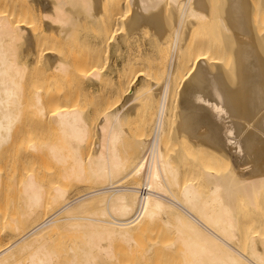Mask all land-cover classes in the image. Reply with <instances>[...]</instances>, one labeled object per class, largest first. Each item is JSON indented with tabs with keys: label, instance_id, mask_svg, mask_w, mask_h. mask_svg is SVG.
Returning <instances> with one entry per match:
<instances>
[{
	"label": "bare ground",
	"instance_id": "obj_1",
	"mask_svg": "<svg viewBox=\"0 0 264 264\" xmlns=\"http://www.w3.org/2000/svg\"><path fill=\"white\" fill-rule=\"evenodd\" d=\"M261 17L264 0H0V187L19 206L0 264H264ZM28 109L46 143L22 154ZM158 229L168 243L136 240Z\"/></svg>",
	"mask_w": 264,
	"mask_h": 264
},
{
	"label": "rangeland",
	"instance_id": "obj_2",
	"mask_svg": "<svg viewBox=\"0 0 264 264\" xmlns=\"http://www.w3.org/2000/svg\"><path fill=\"white\" fill-rule=\"evenodd\" d=\"M168 8V7H167ZM128 17H129V13H126L125 15H124V17H122L121 19H120V21H119V26H118V33H117V35H121L123 32H125V30H127V25H126V21H127V19H128ZM260 22H262L263 24H264V17H261V20H260ZM200 29V28H199ZM203 28H201V30H202ZM201 30H200V32H196V34H201ZM194 31H196V30H194ZM120 33V34H119ZM156 32H155V30L152 28V27H149V26H146V29H143V30H139L138 31V34H137V36L139 37V39H142L143 41H147L148 40V38L150 39V37L152 36V34H155ZM194 35H195V33H194ZM140 50H138V51H141V53H146V51H147V53H149L148 51L149 50H147V49H149L147 46H142L141 48H139ZM115 61V62H114ZM113 62L111 61V62H109V60H108V62H107V60L105 61H102L101 62V64H102V66H103V70H102V72L104 71L105 73L106 72H108V71H110L111 70V68H112V65H114V64H116V62H118V60H114ZM107 62V63H106ZM99 64H100V62H99ZM100 64V65H101ZM105 64H107V65H105ZM104 65H105V67H104ZM111 67V68H110ZM105 68H106V70H105ZM142 73H144V72H142ZM145 74V73H144ZM144 74H141L140 73V76H139V80H142L143 79V77H144ZM107 81V80H106ZM105 81V87H109V85H111V81L110 80H108L107 82ZM110 81V82H109ZM110 83V84H109ZM109 84V85H108ZM157 85H154V87H156ZM81 94H78L77 95V97L79 98H75L76 100H74L72 103L75 105V107H84L83 109L85 110V111H89V112H95L94 110H95V108H96V106H98L101 102H103V100L102 99H100V98H102V97H98V98H96V97H94V96H92V97H90L89 96V94L88 95H86V93L84 94L83 92H80ZM82 93H83V95L85 96H83V98H82ZM97 99V101L96 100H94V99ZM104 98H106V97H104ZM103 98V99H104ZM78 99V100H77ZM85 99V100H84ZM90 99V100H89ZM94 101H93V100ZM99 100V101H98ZM109 100V98L105 101L106 102V104H105V102H104V105H107V104H109V103H111V102H109L108 101ZM111 101V100H110ZM77 102L79 103V104H77ZM68 104H70V102H67ZM92 103V104H91ZM99 103V104H98ZM67 105V104H66ZM81 105H83V106H81ZM86 105V106H85ZM95 105V106H94ZM102 105V104H101ZM92 106V107H91ZM82 108H80V109H82ZM26 109H27V107H26ZM82 109V110H83ZM93 109V110H92ZM29 110V109H28ZM27 110V111H28ZM26 111V112H27ZM32 111V109L31 110H29L28 112H27V114H26V116L25 115H23V117L25 116V118H23V122H24V125L25 126H27V128H28V126H29V128H31V126H32V132H34V133H32L31 132V130L30 129H28V130H30V131H28V130H26V132H31L30 134L29 133H27L26 135L24 134V135H22V136H24L23 138L21 137V139H24V141H27L26 143L24 142V143H21V145H23L24 147H28L30 144H31V139H28V138H32L33 139V141L32 142H34L36 139L35 138H37V140H36V142L38 141H40V140H38V135L41 133H39V132H37V130H39L38 128H40L41 126H39V123H40V121H39V119L38 120H35V118H36V116H34L32 113L33 112H31ZM133 113V112H132ZM131 113V118H130V115L128 116V122H127V124H126V130H128L129 128L131 129H133L134 127H136V125L134 126H132V124H136V120H135V122L134 121H132V119L134 120L136 117V114H135V112L132 114ZM30 114V115H29ZM33 116H32V115ZM28 115V116H27ZM134 115V116H133ZM34 117V118H33ZM133 117H135V118H133ZM140 118V117H139ZM25 119V120H24ZM131 119V121H129ZM137 119V118H136ZM137 120H139V119H137ZM25 121H27V122H25ZM37 121V122H36ZM39 121V122H38ZM30 122V123H29ZM34 122V123H33ZM130 123H132V124H130ZM138 123V122H137ZM41 124H42V121H41ZM26 128V129H27ZM37 128V129H36ZM44 127H43V125H42V127L40 128V130H44L43 129ZM128 128V129H127ZM39 130V131H40ZM46 133V137H48V139H54V137H52L51 135H54V133L53 132H51L50 131V133H49V130H47L46 132L44 131V133H42V135L43 134H45ZM47 133H49V135L51 136V137H49V135L47 136ZM51 133H53V134H51ZM32 134H33V136H32ZM30 135L32 136V137H30ZM36 135H37V137H36ZM41 135V136H42ZM35 136V137H34ZM40 136V138H42ZM43 137V138H46V137ZM27 138V139H26ZM35 139V140H34ZM47 138H46V141L48 140ZM20 142H23L22 140H19ZM44 141H45V139H44ZM20 142H18V143H20ZM41 143L43 142V141H40ZM39 142V143H40ZM50 141H48V143H49ZM43 143H46V142H43ZM26 144H29V145H26ZM33 144V143H32ZM34 144H37V143H34ZM18 146H20V144L18 145ZM19 148V149H21V152H20V150H18L19 151V153H22V152H25V150H26V152L27 151H29V148ZM18 148V147H17ZM92 148V147H91ZM25 149V150H24ZM23 150V151H22ZM42 150H44V152L43 153H45V149H42ZM42 150L40 151L41 153H42ZM18 151H17V153H18ZM23 154V153H22ZM46 154V153H45ZM19 155V154H18ZM8 156L9 155H7V157L6 156H4V159L1 157V161H3L4 160V163L6 164V169H9V171H10V169L12 168L13 169V167L12 166H14V164H16L15 163V161L14 160H8ZM41 156V155H40ZM42 157H45V156H42ZM46 158V157H45ZM45 158H43V160L45 159ZM42 158L40 157V159H38V161H35V162H33L34 163V165H33V167L31 168V170L32 171H34L35 172V174H36V177L37 178H39L38 180H40V179H42L43 180V182H46V184H47V188H49V187H52L53 186V184H55L54 183V181H52V177H53V170L55 169V168H53V167H55L54 166V162L52 161V160H50V159H48L49 160V162L46 160H41ZM0 161V166H2L3 167V164L1 165V162ZM53 162L54 164H52L51 162ZM8 163V164H7ZM9 163H11V164H9ZM35 163H37L36 165H35ZM49 163L52 165H49ZM5 164H4V169H5ZM19 163H17V166H19L18 165ZM8 166H9V168H8ZM16 166V165H15ZM2 167H0V168H2ZM17 168V167H16ZM22 167H20V168H17V169H15V171L17 172V173H19L18 171H20V172H22L23 171V169H21ZM51 168H53V169H51ZM19 169V170H18ZM22 170V171H21ZM14 171V172H15ZM50 171H53V172H51L50 173ZM12 172V171H11ZM15 172V173H16ZM13 173V172H12ZM50 173V174H49ZM11 174V173H10ZM12 175V174H11ZM48 175H49V178H50V181L52 182V186L50 185V186H48L49 185V182H48ZM52 177H51V176ZM9 176V175H8ZM54 179V178H53ZM10 180H11V178L9 179V181L8 182H10ZM57 181V180H56ZM8 182H4V183H8ZM3 183V184H4ZM42 184H44V183H42ZM46 184L44 185L45 187H46ZM51 184V183H50ZM10 185V184H9ZM7 189H6V188ZM84 187V188H83ZM85 187L86 186H82V185H76V187H74L73 186V188H71L70 189V193H69V199H72V198H70V196L71 197H73V196H76V194H77V192H81V191H83V189H85ZM1 189H0V213L1 214H4L8 219H11V218H13V217H16L17 215H18V212H19V206H18V203H16V199L15 198H13V197H16V196H14V194L13 195H11L12 194V189L10 190V188H11V186L10 187H8V184L5 186V184H4V187H0ZM9 188V189H8ZM45 189V188H44ZM6 190V191H5ZM10 190V191H9ZM47 191L49 190V189H46ZM86 190V189H85ZM47 191H45V192H47ZM10 192V193H9ZM78 193V194H79ZM71 194V195H70ZM13 196V197H12ZM16 200V201H15ZM6 217H4V218H6ZM1 221V220H0ZM1 223V222H0ZM2 224H0V231H1V233H0V235H3L4 233H3V231H2ZM149 233V232H148ZM147 234V233H146ZM146 234H144L143 235V237H137L136 238V240L138 239V238H140V239H138L137 241H141L142 242V244H144V242L143 241H145V243L147 244V242L152 238V237H154V238H158L162 243H163V245L164 244H166L165 242H167V240L168 239H171V237L169 236V235H166V231H164V230H161V229H158L157 231H153V232H151V233H149V235H146ZM168 234V233H167ZM73 235V234H72ZM151 236V238H149ZM162 236V237H161ZM153 238V239H154ZM161 238V239H160ZM170 241V240H169ZM141 242H139V244L141 243ZM122 243H124V242H121V241H114V244L112 245L113 247L112 248H117V250H120L119 252L115 249V252H118V253H120V252H122V248L121 247H123V249L126 247V246H129L130 245V243H132L131 245L133 246V247H136V248H138V244H136L137 246H134V243L133 242H130L128 245H127V243H126V245H125V243H124V245L125 246H122ZM138 243V242H137ZM161 243V244H162ZM168 243V242H167ZM121 244V245H120ZM117 245H120L121 247H117ZM135 248V249H136ZM122 254H125V253H122ZM121 254V255H122ZM119 255V254H118ZM124 256V257H123ZM126 256H128V257H130V256H132V253L129 255H122L121 257V259H126V260H128V257H126ZM133 257H134V255L132 256V257H130V259H133ZM135 258V257H134ZM20 261H25V258H20ZM172 263H173V260L171 261ZM174 262H176L175 260H174ZM172 263H170V262H168V263H166V264H172ZM178 263V262H177ZM174 264V263H173Z\"/></svg>",
	"mask_w": 264,
	"mask_h": 264
}]
</instances>
